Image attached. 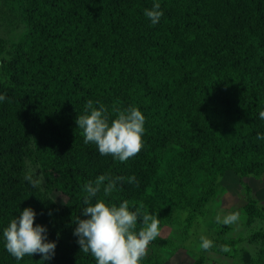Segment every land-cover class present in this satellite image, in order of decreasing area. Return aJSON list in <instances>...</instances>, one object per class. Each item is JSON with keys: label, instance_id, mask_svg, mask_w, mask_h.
Here are the masks:
<instances>
[{"label": "trees", "instance_id": "obj_1", "mask_svg": "<svg viewBox=\"0 0 264 264\" xmlns=\"http://www.w3.org/2000/svg\"><path fill=\"white\" fill-rule=\"evenodd\" d=\"M25 1L30 23L20 38L17 65H21L29 84L41 89L32 95L29 118L17 113L11 104L21 99L15 87L8 90L7 103L0 102V264H82L85 255L96 264L84 253L75 262L73 255L43 261L39 254L17 261L6 251L3 229L19 215V209L13 211L12 205L19 202L12 194L18 186L11 183V177L23 165L6 144L9 146L17 136H37L39 161L64 180L57 178L66 195L61 216L64 229L66 225L72 232L84 207L83 184L105 173L125 177L124 166L133 167L137 160L143 168L156 163L159 143L152 134H169L188 113L198 116L204 136L214 130L204 140L212 169L250 170L264 159V140L256 138L258 133L264 134V119L259 117L264 109V83L263 89L258 85L253 88V97L245 90L249 80L264 74V53L255 41L248 43L245 33L224 37V22L226 25L231 17L245 20L247 34H264L263 0H241L230 16L224 8L218 16L221 12L216 9L223 6L214 0H166L163 16L155 25L144 15L153 0ZM232 2L228 0V8ZM122 36L125 42H133V52L141 58L140 81L129 75L131 67L115 44ZM216 49L226 51L225 64L216 63ZM111 92L124 108L137 107L145 117L144 127L155 130L143 134L139 154L124 163L106 156L102 163L97 147L84 142L79 155L93 156V161L79 160L76 153L64 154L60 147L74 144L75 151L79 142L74 140L82 131L76 128L77 116L64 113V107L105 99ZM39 93L44 100L37 99ZM236 151L237 159L232 161L236 157L229 156ZM144 152L148 157H139ZM124 182L117 184L118 190L111 196L104 197L101 192L92 202L100 198L118 206L128 200L135 205L142 203L149 211L145 200ZM166 183L164 191L172 196L187 190L180 173ZM129 207L135 210L133 204ZM254 214L260 216L262 212L256 210ZM72 237L78 244V237Z\"/></svg>", "mask_w": 264, "mask_h": 264}, {"label": "rangeland", "instance_id": "obj_2", "mask_svg": "<svg viewBox=\"0 0 264 264\" xmlns=\"http://www.w3.org/2000/svg\"><path fill=\"white\" fill-rule=\"evenodd\" d=\"M214 1L223 6L216 9L221 12L218 16L224 13V9L230 16L241 2L233 0L228 8V0ZM154 2L156 0H153ZM158 2L163 12L166 0ZM244 21L235 17L227 18L226 25L224 22V37L245 33L248 37H243L248 43H251V40L255 41L256 46L264 53V34L262 32L257 36L247 34L248 27ZM29 23L28 4L25 0H0V94H5L7 99H10L7 92L15 87L21 99L12 101L11 104L17 113H23L27 118L30 117L28 108L32 102V95L41 89L29 84L30 80L21 65H17L20 38L28 32ZM115 44L124 53L126 63L131 67L129 75L140 81L143 63L138 54L133 52V42H125L122 36L119 41L116 39ZM226 58L225 50L216 49L214 59L217 64H225ZM65 67L68 70L72 68L67 64ZM122 80L125 81L126 78ZM263 83L264 74H259L249 80L245 90L253 97V88L258 85L263 89ZM37 99L44 100V96L39 93ZM92 101L96 107H98L96 101L104 104L110 113L114 105L124 108L112 92L105 99ZM0 102L6 104L7 100ZM86 103L66 105L64 113L80 115ZM197 121L196 114L188 113L182 123L169 134L160 132L152 134L159 143L158 159L153 165L143 168V164L137 160L133 167L127 165L123 168L125 178L134 176L139 181V186H136L125 180L124 186L145 200L149 212L157 215L160 220V236L148 245L147 255L140 264H264V159L251 165L250 170L239 167H236V170L212 169L204 140L213 135L214 130L206 132L207 136H204ZM144 128L145 132L155 131L148 127ZM78 134L74 140L79 142L76 150L74 151L73 144L60 147L61 151L67 156L76 153L75 156L79 160L85 158L93 161L95 159L93 156L79 155L84 149L80 150L83 135L81 132ZM37 146L38 139L35 135H20L10 142L9 146L6 144L14 157L21 158L23 163L21 169L11 177V183L18 186L12 194L19 202V205H12L13 211L19 209L20 213L25 207L32 208L35 212L34 224L45 226L46 239L55 241L53 256L65 258L73 255L75 262L76 257L84 255L79 251L80 246L72 237L75 235L71 229L65 223V229L63 227L61 214L66 195L57 180L61 179V182L64 180L58 178L60 175L57 172L53 173L39 161ZM236 153L238 151L229 157H236ZM144 155L145 152L139 157ZM236 159L237 157L232 161ZM100 162H106V156H101ZM175 162L177 165L173 167ZM176 173L183 176L184 187L187 190L172 196L164 190L167 188L166 182H172ZM28 174H32L33 179L37 181L35 187L25 179ZM256 210L261 211L262 215H255ZM231 212L240 213V220L237 223L218 225L215 222L217 215L223 216ZM201 235L211 239L215 246L208 251L199 249ZM219 245H228L232 251L221 252ZM82 264L94 262L91 263L90 256L85 255Z\"/></svg>", "mask_w": 264, "mask_h": 264}, {"label": "clouds", "instance_id": "obj_3", "mask_svg": "<svg viewBox=\"0 0 264 264\" xmlns=\"http://www.w3.org/2000/svg\"><path fill=\"white\" fill-rule=\"evenodd\" d=\"M144 15L152 25L160 21L163 12L158 0L150 9L144 10ZM5 99L6 95L0 94V101ZM95 103L98 107L94 106L92 100H88L83 114L77 115L75 119L76 128L82 130L83 142L94 144L101 156H111L121 163L138 155L143 147L142 136L145 132L142 112L134 106L121 109L114 105L110 113L104 104L99 101ZM259 117L264 119V109L259 111ZM256 138L264 140V134L258 133ZM25 179L33 187L37 185L32 174H28ZM125 180L139 186L134 176L125 178L110 173L98 175L82 186L85 193L84 207L75 220L73 234L78 237L79 251L90 254L96 264H140L147 255L148 245L160 236L159 218L145 211L142 203L135 205L134 202L124 200L117 206L100 198L92 202L101 192L104 197L111 196L118 190L117 184ZM130 204L135 207L134 211L130 210ZM34 218V210L25 207L3 229L4 247L17 261L34 254H39L44 261L54 255L55 241L46 239V227L34 224ZM239 220V212L215 217L218 225H232ZM214 246L211 239L200 236L199 249L208 251ZM218 247L221 252L232 251L228 245Z\"/></svg>", "mask_w": 264, "mask_h": 264}]
</instances>
